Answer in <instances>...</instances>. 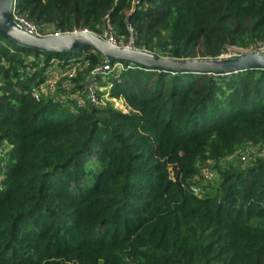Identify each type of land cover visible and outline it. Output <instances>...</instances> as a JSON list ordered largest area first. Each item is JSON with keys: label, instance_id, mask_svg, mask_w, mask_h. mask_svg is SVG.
Masks as SVG:
<instances>
[{"label": "trees", "instance_id": "16d2710c", "mask_svg": "<svg viewBox=\"0 0 264 264\" xmlns=\"http://www.w3.org/2000/svg\"><path fill=\"white\" fill-rule=\"evenodd\" d=\"M130 5L15 0L14 10L43 32L109 20L128 36L130 24L137 46L176 57L264 43V0ZM91 49L80 50L86 75L104 60ZM53 57L66 58L0 35V264H264V154L195 179L242 144L264 145V68L211 74L123 61L109 93L124 111L35 98ZM80 73L72 91L85 88Z\"/></svg>", "mask_w": 264, "mask_h": 264}, {"label": "water", "instance_id": "95a60500", "mask_svg": "<svg viewBox=\"0 0 264 264\" xmlns=\"http://www.w3.org/2000/svg\"><path fill=\"white\" fill-rule=\"evenodd\" d=\"M15 0H0V35L16 46L46 54H75L92 47L104 56L107 65L113 61L130 62L153 69L195 71L225 74L247 68H264V52L245 51L238 55L214 57H176L155 51L117 45L89 30H65L36 34L16 24L12 17Z\"/></svg>", "mask_w": 264, "mask_h": 264}, {"label": "rangeland", "instance_id": "374dc122", "mask_svg": "<svg viewBox=\"0 0 264 264\" xmlns=\"http://www.w3.org/2000/svg\"><path fill=\"white\" fill-rule=\"evenodd\" d=\"M136 2H137V0H131V5L129 8L132 9L134 7V5L136 4ZM43 27L48 29L47 30L48 33L54 32V31H58V32L59 31H65V30H56V29L53 30L52 28H54V25H52V24H44ZM72 29L89 30V31L95 32L97 34H100L103 37H105V35L108 37L110 34V35H113V37L117 41V43H116L117 45H122V46L128 45V46H133V47H139L135 43V30L132 27V25H130V24H128V30H129L128 36L127 35L124 36L122 34H119L117 27H115L109 20L105 21V23L102 26L98 27L97 30L89 29L88 27H78V28L73 27ZM72 29H69V30H72ZM259 42H261V41H254V42L248 43L246 45H240V44H235V43H226V45L222 48V50H220V52L216 56L238 55L240 53L245 52L250 44L252 45V44L259 43ZM140 48H144V47H140ZM144 49H146V48H144ZM82 51H85V50H82ZM84 56L79 60V67L80 68L77 69L76 72L77 73L81 72L80 73L81 75L83 74L84 76H86V73L84 74L85 70H82V69H84V68H82ZM65 57L66 58L72 57V54L67 53V54H65ZM62 59H64V58L53 57V59L50 60L51 63L49 65H47V68L45 70V74H47V75L49 74L46 77L48 81L46 83H43V84H44V94L46 97H52L54 100L55 99L56 100L61 99L58 101L65 103V101L70 100V98H68V96L65 94L66 91H63L62 86H61V82H60V80L63 77L62 74H64L63 70H60V68H59L61 63H62ZM103 62H105V60H103L101 63H103ZM123 67H124L123 64L118 62V63H114V64L110 65L106 69H101L98 71L97 75L95 76V77H97V82H96L97 86H91L92 88L96 89V93H97V91L100 92L99 94L97 93L98 94V96H97L98 103L97 104H108L110 102L114 107H117V108L124 110V111H128L129 107L124 102L123 98L112 97L109 93L110 86L113 83V79H112L113 77L111 78V76H117V74L119 73V71ZM110 73H113V74H110ZM108 77L110 79H108ZM98 80H99V83H98ZM69 92H70L69 93L70 96L72 95L74 103H75V99L77 96L82 97V98L77 97L79 99L80 103L84 104L85 102H89L87 97H86V94H85V89L80 90V91L79 90H77V91L71 90ZM90 103L94 104L91 101H90ZM257 146L254 143L242 144V145L238 146L236 148L237 151L235 150V152L232 153L231 155L228 154L229 156L226 155L225 157H221L222 162L220 160L219 161H210V162H207L205 165H208L211 167V166L217 165V163L218 164L222 163L223 165L224 164H233L235 166H243L245 164L250 163V161L252 159H255L256 157L263 156L264 145H262V146L260 145L258 147ZM243 155L246 156L245 159H243V157H242Z\"/></svg>", "mask_w": 264, "mask_h": 264}, {"label": "built area", "instance_id": "2783aa9c", "mask_svg": "<svg viewBox=\"0 0 264 264\" xmlns=\"http://www.w3.org/2000/svg\"><path fill=\"white\" fill-rule=\"evenodd\" d=\"M12 17H13V19L16 22L17 25H19V26H21V27H23V28H25V29H27V30H29L31 32H34L36 34H48V31L47 32H43L42 30L39 29V26L36 23L32 22L25 15L15 12L14 9H13V12H12ZM56 32H58V31L49 32V33H56ZM103 38L107 39L108 41H110L112 43H115V44L117 43V41L115 40L113 35L109 34L108 37L105 35V37H103ZM91 50H93V49H91ZM246 51H260V52H264V43L263 42H259V43L252 44V45L250 44L248 46V48L246 49ZM85 54H86L85 51H80V54L78 56L68 57V58L62 59V63H61L59 68H60V70H63L64 74H62V75L65 78L61 79L60 82H61L62 89H63V91H66L65 94L68 96V98H72V95L70 96V94H69L70 92L69 91L72 90L71 86L73 85V83L71 85V83H70L71 81H70L69 78L74 77V76L77 75L76 70L80 68L79 67V60ZM114 63H118V61L112 62V64H114ZM112 64H110V65H112ZM110 65H107L105 62L97 64L94 67H92L90 69L89 73L85 76V79H84V82H85V88H84L85 89V94H86L87 99L89 101L93 102L94 104L98 103V100H97V96L98 95L96 93V89L91 87V86H96L97 77H95V76L97 75L99 70L106 69ZM47 81H48L47 78H45L43 81H41L40 85L38 86L39 88L38 87L32 88V93H33L35 98H39L41 92L44 93V84L43 83H46ZM77 97L79 98L80 96H77ZM77 97L75 99V103L77 105H79V106L84 105L85 103L84 104L80 103V101H79V99ZM80 98H82V97H80ZM57 100H61V99H57ZM231 154H229V155H231ZM242 157H243V159H245L246 156L243 155ZM208 162H210V161H208ZM221 162H222V159H221ZM214 177H216V170H215V168L213 166L210 167L208 165H203L200 168L199 172L195 175V179L198 180V181H200V180H212ZM192 189L195 192L199 191V189L197 188L196 185H193Z\"/></svg>", "mask_w": 264, "mask_h": 264}]
</instances>
